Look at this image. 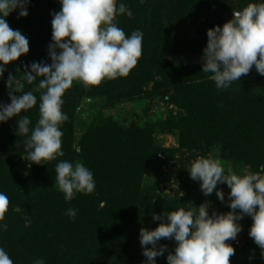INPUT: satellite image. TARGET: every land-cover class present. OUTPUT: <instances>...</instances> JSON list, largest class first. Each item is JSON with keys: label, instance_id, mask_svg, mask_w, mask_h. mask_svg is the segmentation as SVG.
Returning <instances> with one entry per match:
<instances>
[{"label": "trees", "instance_id": "1", "mask_svg": "<svg viewBox=\"0 0 264 264\" xmlns=\"http://www.w3.org/2000/svg\"><path fill=\"white\" fill-rule=\"evenodd\" d=\"M118 2L124 3L131 15L118 14L115 22L126 35L143 32L142 56L126 77L106 78L98 85L74 81L65 92L62 111L69 119L61 125L64 156L29 166L24 159L28 136L17 135L19 117L0 123V192L9 198L0 222L7 225L6 230H0V247L14 264H34L37 259L45 264H142L144 256L132 249L138 217L145 214L139 203L141 181L152 157L169 165L172 154L155 148V131L176 134L180 150L207 155L217 149L223 160L248 167L253 174H264V76L253 66L227 89H217L211 74L202 72L201 62L184 67L167 59L203 55L207 30L222 27L228 21L226 14L260 0ZM60 10L59 0H30L26 18H18V12L6 18L13 30L29 37V53L6 67L0 79V104L10 103L9 73L19 78L24 65L51 63V14ZM200 13L206 21L200 22ZM36 86L25 84L24 90ZM42 91L34 93L37 105L20 114L30 118V127L39 119ZM142 96H161L177 107L178 113L156 126L143 127H122L99 115L75 141V115L84 99L102 98L105 108L111 109ZM74 146L82 150L76 152ZM62 160L73 164L79 160L88 167L95 190L66 200L56 184L55 168ZM69 208L77 210L75 218L66 215Z\"/></svg>", "mask_w": 264, "mask_h": 264}, {"label": "clouds", "instance_id": "2", "mask_svg": "<svg viewBox=\"0 0 264 264\" xmlns=\"http://www.w3.org/2000/svg\"><path fill=\"white\" fill-rule=\"evenodd\" d=\"M59 3L61 10L51 14L52 42L48 46L51 63L24 65L19 78L9 73L6 87L10 103L0 104V123L19 117L17 135L28 136L27 156L23 158L29 166L64 156L61 125L69 117L62 111L63 96L74 81L98 85L106 78L126 77L142 56L143 32L135 30L126 35L115 22L118 14L131 15L124 3L118 0H59ZM29 7L30 0H0V79L10 63L29 53V37L13 30L6 18L13 12H18V18H26ZM201 63L202 72L211 74L209 78L217 89H227L253 66L264 76V0L249 3L234 11L233 19L222 27L207 30ZM34 83L37 86L33 90H24L25 84ZM40 90L43 91L39 96V119L30 127V118L20 114L37 105L34 93ZM74 149L82 150L78 146ZM55 171L56 184L68 201L77 193L95 190L93 172L82 162L62 160ZM188 172L192 180L200 182L205 197L215 191L224 202L225 194L217 186L226 184L230 189L227 201L230 211L209 214L210 205L205 202L199 207L188 204L163 215L153 214L152 219L160 221L159 225L154 230L141 228L139 232L145 264H156V258L166 251L167 264H230L235 249L226 241L236 240L245 216L253 221L248 234L264 256V175H237L210 157H198ZM8 206V196L0 192V222ZM66 215L75 218L77 210L69 208ZM6 229L7 225L0 223V230ZM161 239L174 240V250L160 244ZM0 264H14L2 247ZM34 264L45 262L37 259Z\"/></svg>", "mask_w": 264, "mask_h": 264}, {"label": "rangeland", "instance_id": "3", "mask_svg": "<svg viewBox=\"0 0 264 264\" xmlns=\"http://www.w3.org/2000/svg\"><path fill=\"white\" fill-rule=\"evenodd\" d=\"M198 16H200V22H204L207 19L201 13ZM201 57L202 55L197 54L190 57H168L167 59L174 64H181L184 67H188L199 64ZM75 83L83 84L79 81H75ZM151 87V84L148 85L146 87L147 91H150ZM104 104V100L99 97L95 99H84L81 102L74 121L76 142L87 131L90 125L97 121L99 115L110 117L113 122H116L122 127H127L130 124L143 127L146 125L156 126L169 116L178 113V108L161 96H142L131 101H122L111 109H106ZM152 138L156 149L171 150L172 154L170 155L169 165L163 164L161 161L162 158L152 157L143 174L139 190V203L142 204V209L145 214H141L138 217L140 224L134 233V244H132L134 245L132 249L137 250L140 255H142L143 251L139 239L141 228L154 230L160 223V221H154L152 219L153 214L163 215L166 211L178 210L180 207H187L188 204L199 207L205 202H208L210 205L209 214L213 211L218 213L230 211L227 207L230 189L226 184H218L217 186L225 194V201L221 202L217 198L215 191L205 197L200 189V182L190 178L188 170L192 162L198 157H210L219 160L226 171L231 170V172L237 175L252 173V170L248 167H240L232 162L223 160L219 156L217 149H214L207 155L180 150L176 134L167 135L155 131L152 134ZM149 208L152 209L149 210ZM147 210H149L148 213L145 212ZM252 223L251 218L245 216L240 221L242 231L238 233L236 240L226 241V243H231L235 249V254L230 257V264H264V256L261 254V249L248 234ZM125 231H129V229ZM236 242L239 243V246L235 245ZM159 243L166 245L169 251L175 248L174 240L161 239ZM167 255L168 252L166 251L163 256L157 257L156 264H167ZM145 260V257L140 259L142 264H145Z\"/></svg>", "mask_w": 264, "mask_h": 264}, {"label": "water", "instance_id": "4", "mask_svg": "<svg viewBox=\"0 0 264 264\" xmlns=\"http://www.w3.org/2000/svg\"><path fill=\"white\" fill-rule=\"evenodd\" d=\"M233 14H234V12H230V13L226 14L225 15V19L228 20V21L233 19Z\"/></svg>", "mask_w": 264, "mask_h": 264}, {"label": "built area", "instance_id": "5", "mask_svg": "<svg viewBox=\"0 0 264 264\" xmlns=\"http://www.w3.org/2000/svg\"><path fill=\"white\" fill-rule=\"evenodd\" d=\"M235 245H236V246H239V243H238V242H236V243H235Z\"/></svg>", "mask_w": 264, "mask_h": 264}]
</instances>
